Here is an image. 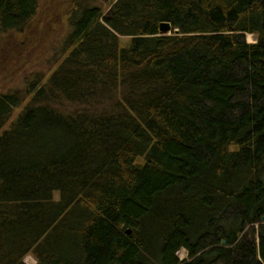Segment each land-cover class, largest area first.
I'll list each match as a JSON object with an SVG mask.
<instances>
[{"label": "trees", "instance_id": "16d2710c", "mask_svg": "<svg viewBox=\"0 0 264 264\" xmlns=\"http://www.w3.org/2000/svg\"><path fill=\"white\" fill-rule=\"evenodd\" d=\"M68 9L49 81L0 95V264H264V0ZM38 12L0 0V35Z\"/></svg>", "mask_w": 264, "mask_h": 264}, {"label": "rangeland", "instance_id": "374dc122", "mask_svg": "<svg viewBox=\"0 0 264 264\" xmlns=\"http://www.w3.org/2000/svg\"><path fill=\"white\" fill-rule=\"evenodd\" d=\"M69 3L70 0H39V12L29 31L25 34L9 32L0 35V95L25 90L27 84L33 85L34 78L38 76L39 87L49 81L57 68L55 61H59L60 54L64 57L62 45L71 28L68 20ZM247 40L253 43L256 37L248 35ZM31 97L15 109L6 128L30 103ZM177 255L182 261L189 258L184 248ZM23 261L26 264L38 263L33 254L25 256Z\"/></svg>", "mask_w": 264, "mask_h": 264}, {"label": "water", "instance_id": "95a60500", "mask_svg": "<svg viewBox=\"0 0 264 264\" xmlns=\"http://www.w3.org/2000/svg\"><path fill=\"white\" fill-rule=\"evenodd\" d=\"M160 33L161 34H167V33H170L171 32V30H172V27H171V25L169 24V23H167V22H163V23H161V25H160ZM130 232V231H129Z\"/></svg>", "mask_w": 264, "mask_h": 264}]
</instances>
